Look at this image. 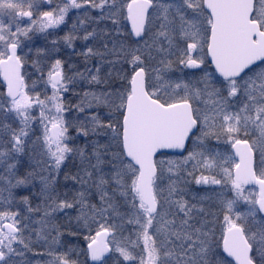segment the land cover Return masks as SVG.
Wrapping results in <instances>:
<instances>
[{"label": "snow or ice", "instance_id": "6c2138e0", "mask_svg": "<svg viewBox=\"0 0 264 264\" xmlns=\"http://www.w3.org/2000/svg\"><path fill=\"white\" fill-rule=\"evenodd\" d=\"M0 264H264V0H0Z\"/></svg>", "mask_w": 264, "mask_h": 264}]
</instances>
